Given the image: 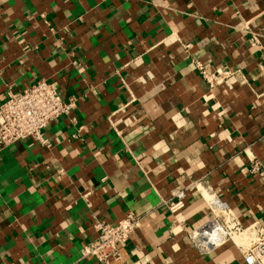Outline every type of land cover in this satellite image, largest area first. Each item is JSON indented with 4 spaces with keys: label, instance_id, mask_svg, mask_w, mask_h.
Returning <instances> with one entry per match:
<instances>
[{
    "label": "crops",
    "instance_id": "0c3cea01",
    "mask_svg": "<svg viewBox=\"0 0 264 264\" xmlns=\"http://www.w3.org/2000/svg\"><path fill=\"white\" fill-rule=\"evenodd\" d=\"M40 79L73 106L0 147V264H100L92 221L128 212L116 264H246L190 235L212 198L264 230V0H0V104Z\"/></svg>",
    "mask_w": 264,
    "mask_h": 264
},
{
    "label": "built area",
    "instance_id": "2783aa9c",
    "mask_svg": "<svg viewBox=\"0 0 264 264\" xmlns=\"http://www.w3.org/2000/svg\"><path fill=\"white\" fill-rule=\"evenodd\" d=\"M199 68L210 85L232 74L222 69L207 73L201 65ZM72 106L73 102L66 103L56 89L43 79L19 90L9 88L6 100L0 104V147L26 139L46 144L44 130L55 119L67 114ZM250 172L264 176L259 160L251 161ZM186 190L174 193L176 200L169 203L172 212L185 207ZM209 205L214 212L213 217L190 235L199 251L207 253L232 241L246 264H264V230L257 223L246 227L238 224L232 208L219 198L209 199ZM141 219L134 212H128L116 223L94 219L92 226L97 235L82 248V257H91L100 264L119 263L123 260L121 247L136 233Z\"/></svg>",
    "mask_w": 264,
    "mask_h": 264
}]
</instances>
